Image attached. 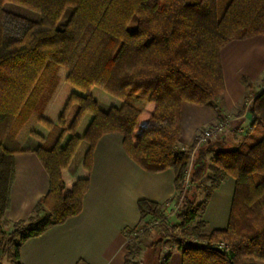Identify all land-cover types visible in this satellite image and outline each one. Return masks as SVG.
I'll return each instance as SVG.
<instances>
[{"label": "trees", "instance_id": "obj_1", "mask_svg": "<svg viewBox=\"0 0 264 264\" xmlns=\"http://www.w3.org/2000/svg\"><path fill=\"white\" fill-rule=\"evenodd\" d=\"M6 4L38 17L10 12ZM256 37H264V0H0V127L5 131L0 136V264H22L19 253L26 241L81 213L95 147L108 134L122 136L126 154L144 171L172 170L178 192L173 200L181 205L176 223L170 224L163 205L138 201L140 225L145 220L156 223L162 235L153 239L144 226V239L127 246L125 264H136L132 259L149 237L144 257L149 264H166V241L181 255V264H264V90L253 101L249 132L237 148L225 150L215 142L195 152L196 139L179 149L183 105L216 109L226 91L222 50ZM61 68L79 93L71 95L61 128L51 139L34 134L41 141L34 152L48 174L49 191L30 219L10 225L4 215L14 182V156L25 152L15 138L41 108L44 92ZM241 83L251 90L248 78L242 77ZM94 88L124 103L102 109L92 96ZM131 97H144L146 104L140 108L126 102ZM73 104L78 110L65 128V113ZM86 116L91 120L78 136L75 130ZM39 121L50 127L48 121ZM69 132L73 135L63 146ZM84 141L87 177L74 182L66 194L63 174ZM227 177L235 181L228 225L204 233L202 212ZM191 239L203 246L192 247ZM220 242L229 246V254L215 247Z\"/></svg>", "mask_w": 264, "mask_h": 264}, {"label": "crops", "instance_id": "obj_2", "mask_svg": "<svg viewBox=\"0 0 264 264\" xmlns=\"http://www.w3.org/2000/svg\"><path fill=\"white\" fill-rule=\"evenodd\" d=\"M71 12V9L68 10V18ZM221 61L225 94L214 110L183 105L181 151L198 139L199 133L219 117L234 119L230 123L229 133L220 142L222 146L230 145V150L237 148L232 138L235 131L243 133L250 129L248 123L252 117L240 108L245 96L240 80L242 77L248 78L253 87L261 83L264 74V37L230 43L222 50ZM25 144L31 149L14 156V182L9 207L4 215L10 225L30 219L39 201L49 191V177L34 152L37 146H34L33 137L28 138ZM79 149L63 174L66 194L70 193L74 182L87 177L83 168L86 152L78 155L77 159ZM89 178L90 186L84 196L81 213L63 225L51 227L41 236L26 241L19 253L22 264H125L128 246L126 233L141 226L138 201L147 200L162 205L176 193L174 172L150 173L141 169L126 154L123 138L119 134H108L99 140ZM234 190L235 181L227 177L212 194L202 216L206 233L226 229ZM144 222L149 223V220ZM147 249L142 253L144 256ZM165 257L166 264H181V255L176 249ZM3 264L10 263L5 260Z\"/></svg>", "mask_w": 264, "mask_h": 264}, {"label": "rangeland", "instance_id": "obj_3", "mask_svg": "<svg viewBox=\"0 0 264 264\" xmlns=\"http://www.w3.org/2000/svg\"><path fill=\"white\" fill-rule=\"evenodd\" d=\"M4 8L10 12H15L16 14L22 15L24 17H27L29 19H34L36 20V18L38 17V14L31 12L28 9H25L23 7L17 6V5H13V4H6L4 6ZM68 11L66 12V14L64 15V17L62 18V21L59 25L60 28H62L63 25L66 24L67 20H68ZM237 42V41H235ZM232 42V43H235ZM68 75V71L65 68H61L58 73L57 76H55L54 80H53V86H49L43 95V104L41 105V108L34 112L28 122L24 125V127L17 132V136L15 138L16 142L19 143L20 147L22 150L24 151H28L29 145L25 144L26 141L28 140V138L33 137L34 139V146H37L36 149L41 145V141L39 139H37L34 134L39 135L40 137L44 138V139H51V134H56L57 130H60V117L61 115L64 113V110L66 108V105L71 97V95L73 93H79L78 91H76L75 88H73L71 85H69L66 81V77ZM242 79V78H241ZM241 83V80H240ZM252 88L251 90L246 89L242 83V87L244 89L245 92V96L243 98L242 104L240 105V108L242 111H246L248 112L247 114H249V111L252 107L253 101L256 98L257 95H259L263 90H264V74H263V78L261 80V83L258 85L256 84L255 87H253L252 82L250 81ZM92 96L99 102V104L101 105V107L103 108H108V107H120L124 101L120 100L118 98H115L114 96L104 92L102 89L100 88H94L92 90ZM126 102L135 104L138 107H143L146 104V99L144 97L141 98H135V97H131L128 98L126 100ZM107 106V107H106ZM78 107L76 104H73L69 107V109L67 110V112L65 113V117H66V126L65 128H68L70 126V124L72 123V121L75 118V115L77 113ZM239 115V114H238ZM236 115V116H238ZM252 117V116H251ZM43 119L45 121H48L50 124V127L48 125H45L44 123L40 122L39 120ZM91 120V116H86L80 123V125L78 126V128L75 130V134L78 136H82L89 124ZM223 120H230V123L234 120L231 117H224L223 119H221L220 117L218 118V120L208 126L205 127L200 133L199 136L203 135V133L207 130H209L211 127H213V125H218L217 123ZM252 122V118L250 120V122L248 123V126L251 125ZM247 126V127H248ZM229 129H230V124L229 126L226 128L225 131L219 132L218 134L216 133L211 139L205 141L204 144H202L200 147H198L199 149H207L208 147H210L211 145H214L215 142L220 143L221 140L225 139V135H227L229 133ZM4 132L2 131V128L0 127V136H2V138H4ZM249 130H247L246 132H240L238 133V131H235L234 133V137L233 141L236 142L235 145H237V147L242 143V141L245 139V137L247 136ZM72 133H67V135L65 136V139L62 143L63 146H65L68 142V140L72 137ZM201 139V137H200ZM181 143V142H180ZM221 144V143H220ZM226 144V143H225ZM222 146V144L220 145ZM226 146V147H225ZM181 146L179 145V148ZM225 150H230V145H223V147ZM88 149V143L87 142H82L79 152L77 153L76 158L78 157V155L80 156L81 154H84L85 152H87ZM35 150V149H34ZM197 150H195L196 152ZM190 156L189 158V169L192 168V165L194 164L195 158H194V154ZM78 159V158H77ZM76 163V162H75ZM204 185H209V181L205 180ZM178 192L175 193L174 196H177ZM205 197V193L203 191H201V193L199 194V199L202 201ZM173 199V198H172ZM166 204V202L163 205ZM165 209V207H164ZM46 211V210H45ZM205 210L202 212V215L204 214ZM45 215V212H41L40 216L43 217ZM168 216V220L170 224H175L176 223V219H175V214H171L169 213ZM142 224H145V226H149L148 223L143 222ZM151 224H153V222H151ZM150 224V225H151ZM143 228H145L144 226H142ZM9 229V228H7ZM135 229H132L131 231H134ZM148 232L151 234L153 239H157L159 238L162 234H161V230L157 229L156 226H152L151 229H148ZM203 232L206 233L205 228H203ZM127 238H128V245H133L134 243H137L138 241H136V239L139 240H143L144 239V233L143 230H136L135 234H131L130 232L127 231L126 233ZM152 238H148L143 241V245H142V253L147 249V247H149V244H151L152 242ZM135 239V240H134ZM188 243L192 246V247H199V246H203V243L195 240V239H191L188 241ZM218 244V243H217ZM173 249L172 245L170 242L166 241L164 244V248H163V252H162V258L165 259L168 255V253ZM138 255L137 258L132 259L133 263L136 264H149V260H144V255L143 254Z\"/></svg>", "mask_w": 264, "mask_h": 264}, {"label": "built area", "instance_id": "obj_4", "mask_svg": "<svg viewBox=\"0 0 264 264\" xmlns=\"http://www.w3.org/2000/svg\"><path fill=\"white\" fill-rule=\"evenodd\" d=\"M218 125H213V127H211L209 130L205 131L203 133V135H201V139L200 137H198L197 139V145H196V150L198 149V147H200L202 144L205 143V141L211 139L216 133L218 134L219 132L225 131L226 128L229 126L230 124V120H223L217 123ZM193 155V154H192ZM190 170L191 168L188 170V173L185 177L184 180V185H183V191L184 193L187 191V189L189 188V175H190ZM165 207V211L167 213V215H169V213L171 214H176L177 212H179L181 210V205L180 203H176L173 199H170L166 202V204L164 205ZM149 224V223H148ZM151 224V223H150ZM149 226H146V228L151 229L152 226H156V223H153ZM142 226H145V224H141V226H139L138 228H136L134 231L129 230L128 232H130L131 234H135L136 230H143ZM215 247L221 251L223 254L227 255L229 254V246L225 243V242H220L218 244L215 245Z\"/></svg>", "mask_w": 264, "mask_h": 264}]
</instances>
